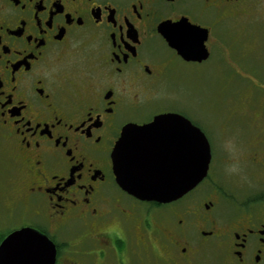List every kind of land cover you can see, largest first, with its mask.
Instances as JSON below:
<instances>
[{"label": "flooded vegetation", "instance_id": "af4514ba", "mask_svg": "<svg viewBox=\"0 0 264 264\" xmlns=\"http://www.w3.org/2000/svg\"><path fill=\"white\" fill-rule=\"evenodd\" d=\"M263 15L264 0H0V138L22 180L17 227L52 240L54 264H264V193L236 201L195 186L140 200L111 158L126 124L185 115L157 89L202 61L170 47L161 22L206 29L210 57L222 27Z\"/></svg>", "mask_w": 264, "mask_h": 264}, {"label": "rangeland", "instance_id": "374dc122", "mask_svg": "<svg viewBox=\"0 0 264 264\" xmlns=\"http://www.w3.org/2000/svg\"><path fill=\"white\" fill-rule=\"evenodd\" d=\"M254 19L244 28L222 27L206 61L181 65L157 89L203 130L211 146L209 175L191 195L214 198L218 188L242 201L264 193V15ZM253 155L259 162L251 161ZM10 156L0 138V236L25 220L15 205L22 180ZM232 200L226 202L230 209Z\"/></svg>", "mask_w": 264, "mask_h": 264}, {"label": "water", "instance_id": "95a60500", "mask_svg": "<svg viewBox=\"0 0 264 264\" xmlns=\"http://www.w3.org/2000/svg\"><path fill=\"white\" fill-rule=\"evenodd\" d=\"M174 25L182 30L179 47L169 42L176 33ZM158 31L184 60L201 62L208 58L206 29L182 19L175 24L163 21ZM111 158L116 181L124 191L140 200L168 203L181 198L207 176L211 148L200 127L180 113L168 112L145 124H126ZM16 232L35 233L48 247L41 251L26 242L6 246L0 251V264L55 263L54 243L31 226L13 229L0 243Z\"/></svg>", "mask_w": 264, "mask_h": 264}, {"label": "snow or ice", "instance_id": "6c2138e0", "mask_svg": "<svg viewBox=\"0 0 264 264\" xmlns=\"http://www.w3.org/2000/svg\"><path fill=\"white\" fill-rule=\"evenodd\" d=\"M173 28L176 29V33L175 35L169 37V42L179 47V43L182 40V36L180 34L182 30L178 25H174ZM18 242L29 243L37 247L41 251L45 250L48 247L47 242L43 240L40 236H37L35 233L16 232L14 235L9 236L6 240L0 243V251H4L6 246L11 247Z\"/></svg>", "mask_w": 264, "mask_h": 264}, {"label": "trees", "instance_id": "16d2710c", "mask_svg": "<svg viewBox=\"0 0 264 264\" xmlns=\"http://www.w3.org/2000/svg\"><path fill=\"white\" fill-rule=\"evenodd\" d=\"M11 230H13V229H11ZM11 230H9V231H11ZM5 235H6V234L4 233L3 235L0 236V241L2 240V238H3Z\"/></svg>", "mask_w": 264, "mask_h": 264}]
</instances>
